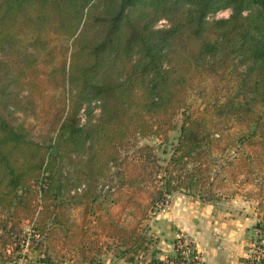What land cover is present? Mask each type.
<instances>
[{"label": "trees", "instance_id": "trees-1", "mask_svg": "<svg viewBox=\"0 0 264 264\" xmlns=\"http://www.w3.org/2000/svg\"><path fill=\"white\" fill-rule=\"evenodd\" d=\"M21 91L38 121L60 117L47 145L9 110ZM178 113L165 164L124 141ZM175 192L254 202L264 238V0H0V264H99L110 241L133 261Z\"/></svg>", "mask_w": 264, "mask_h": 264}, {"label": "crops", "instance_id": "crops-1", "mask_svg": "<svg viewBox=\"0 0 264 264\" xmlns=\"http://www.w3.org/2000/svg\"><path fill=\"white\" fill-rule=\"evenodd\" d=\"M171 198V200H170ZM169 203L144 222L148 249L129 260L110 241L99 257V264H149L175 255L178 236L188 235L195 242L203 264H240L249 257L257 235L256 205L236 196L228 201L203 202L184 192H175ZM32 253V251H31ZM5 264H41L33 259Z\"/></svg>", "mask_w": 264, "mask_h": 264}, {"label": "rangeland", "instance_id": "rangeland-1", "mask_svg": "<svg viewBox=\"0 0 264 264\" xmlns=\"http://www.w3.org/2000/svg\"><path fill=\"white\" fill-rule=\"evenodd\" d=\"M139 14H144L145 16L150 13L147 8H142L138 10ZM230 9L229 8H221L216 12L209 13L207 15L208 19H218V18H226L229 16ZM156 27H165L168 25L166 19L161 18L155 23ZM29 96V94H28ZM11 98H7V104L9 110L12 111L13 115H15L18 122L27 121V124L32 126V131L29 133L28 138L32 141L38 142L39 144L47 145L55 136L58 124L60 122V117H56L49 121L43 120V122L38 121L35 117L43 118L48 115L45 114V106H37L36 114L32 112L31 105L27 103L26 97L27 92L21 91L19 94L10 93ZM31 97H35V101L40 105V96L32 95ZM29 98V97H28ZM15 99L19 100L22 103V109L19 110V104H16ZM46 104V102H45ZM100 116V101L92 100L86 103L82 109L78 112L79 124L82 126L91 125L95 123ZM183 116L181 113L176 114L174 120L176 122L175 129H172L163 135H154L149 134L147 136H140L138 134L129 135L124 141H136L138 145L143 143L152 144L154 147V151L156 155L162 160V163L168 160L172 153V148L178 141L180 135V126L182 123ZM92 141V140H91ZM153 142V143H152ZM171 200V198H170ZM224 201H228L223 199ZM222 201V200H220ZM257 235L255 236V239ZM256 241H253L252 248L255 246ZM253 249L250 250L249 256L252 254ZM27 257V256H26ZM23 260V258H19L17 261Z\"/></svg>", "mask_w": 264, "mask_h": 264}, {"label": "built area", "instance_id": "built-area-1", "mask_svg": "<svg viewBox=\"0 0 264 264\" xmlns=\"http://www.w3.org/2000/svg\"><path fill=\"white\" fill-rule=\"evenodd\" d=\"M166 205L161 206L160 209H163ZM255 241L256 243L253 247L252 254L240 264H264V238L260 237L259 240ZM174 247L177 258L174 260L165 259L163 260V264H203L200 252L190 236H178L175 240Z\"/></svg>", "mask_w": 264, "mask_h": 264}]
</instances>
